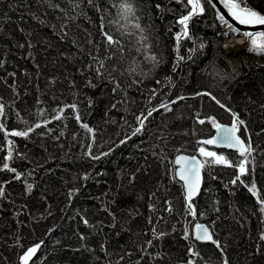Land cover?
<instances>
[{"label": "trees", "instance_id": "trees-1", "mask_svg": "<svg viewBox=\"0 0 264 264\" xmlns=\"http://www.w3.org/2000/svg\"><path fill=\"white\" fill-rule=\"evenodd\" d=\"M203 1L178 42L187 0H0V264H264V30L228 53ZM222 123L248 146L203 157L191 211L174 157Z\"/></svg>", "mask_w": 264, "mask_h": 264}, {"label": "water", "instance_id": "water-1", "mask_svg": "<svg viewBox=\"0 0 264 264\" xmlns=\"http://www.w3.org/2000/svg\"><path fill=\"white\" fill-rule=\"evenodd\" d=\"M214 5L223 14L225 20L233 24L243 32H253L264 30V21L258 23H243L236 18L234 13L227 9L220 0H211ZM213 144L216 148H226L236 151L245 150L247 142L240 134L236 123H222L216 126L213 134ZM175 175L182 182L188 204L195 210L194 201L199 196L204 184V162L200 155L179 152L174 157ZM194 238L199 243L214 242V234L206 222L196 223L192 228ZM43 245V242L30 245L25 254L30 259L36 257Z\"/></svg>", "mask_w": 264, "mask_h": 264}, {"label": "rangeland", "instance_id": "rangeland-1", "mask_svg": "<svg viewBox=\"0 0 264 264\" xmlns=\"http://www.w3.org/2000/svg\"><path fill=\"white\" fill-rule=\"evenodd\" d=\"M227 3L230 5V9L231 11L235 14L236 18L239 19L241 22L243 23H249V24H253V23H258V22H262L263 19L259 18L257 16L256 13L252 12V11H248V10H245V9H242V8H239V7H236V4L233 2V0H229V2L227 1ZM204 4V3H203ZM205 6V4H204ZM231 29V28H230ZM234 40V39H233ZM249 40V39H248ZM249 45L251 47V44H250V41H249ZM234 46V45H233ZM240 47H244V44L241 45ZM244 49V48H242ZM234 52V50L232 51ZM245 134H247L246 130H242V135L244 136ZM245 137V136H244ZM199 148V147H198ZM200 148H204V146H201ZM199 148V149H200ZM208 151H211V152H217L216 150L214 149H210V148H207ZM206 153L207 156H212L214 158V160H216L217 162L219 163H222V161H218L216 155H212L213 153ZM219 156H221L219 154ZM227 159V158H226ZM149 160H153L152 158L149 159ZM229 160V159H227ZM246 169V162H241L239 165H237V168H236V171L241 173L243 172L244 170ZM205 170H204V176H205ZM26 231V230H25ZM175 233L174 232H169V235H174ZM29 245L27 244L25 247H24V253H25V250L27 249ZM200 251H202L201 249H199ZM203 254H209L211 255L213 258L212 259H215V254L212 253V249L210 248H206L204 249V252H202ZM216 260V259H215Z\"/></svg>", "mask_w": 264, "mask_h": 264}, {"label": "built area", "instance_id": "built-area-1", "mask_svg": "<svg viewBox=\"0 0 264 264\" xmlns=\"http://www.w3.org/2000/svg\"><path fill=\"white\" fill-rule=\"evenodd\" d=\"M189 1L192 4L191 14L200 11V9L202 8V0H189ZM179 21H181L184 25L183 33L181 35V36H184L188 31V27H185L188 23V18L179 17ZM227 27H228L227 25H224L222 28L227 29ZM231 41H232V38L225 41L224 48L226 51L232 50L229 48V46L231 45ZM248 46H249L248 43L245 44V47H248Z\"/></svg>", "mask_w": 264, "mask_h": 264}, {"label": "bare ground", "instance_id": "bare-ground-1", "mask_svg": "<svg viewBox=\"0 0 264 264\" xmlns=\"http://www.w3.org/2000/svg\"><path fill=\"white\" fill-rule=\"evenodd\" d=\"M241 45H243V37H237V38H235L234 40L231 41V45L229 46V48L232 49V50H238L239 48H241L240 47Z\"/></svg>", "mask_w": 264, "mask_h": 264}]
</instances>
